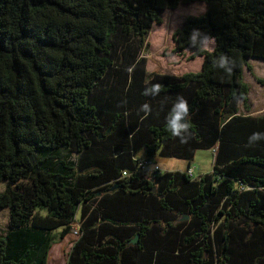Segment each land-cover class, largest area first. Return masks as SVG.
Instances as JSON below:
<instances>
[{
    "label": "trees",
    "instance_id": "obj_1",
    "mask_svg": "<svg viewBox=\"0 0 264 264\" xmlns=\"http://www.w3.org/2000/svg\"><path fill=\"white\" fill-rule=\"evenodd\" d=\"M197 3L206 11L186 18L173 53L201 68L150 71L154 25ZM253 57L264 59V0H0V264H49L75 229L66 264H264ZM181 98L188 126L173 136ZM208 149L213 168L196 174ZM158 155L189 164L162 171Z\"/></svg>",
    "mask_w": 264,
    "mask_h": 264
},
{
    "label": "rangeland",
    "instance_id": "obj_2",
    "mask_svg": "<svg viewBox=\"0 0 264 264\" xmlns=\"http://www.w3.org/2000/svg\"><path fill=\"white\" fill-rule=\"evenodd\" d=\"M206 11L205 5L192 4L191 6H181L175 10H167L163 14L162 23H156L150 33L148 46L144 51L148 58V68L150 71H161L170 74H181L188 71H197L201 68L203 58L190 57V53L176 55L173 53L175 48V32L182 27L186 18L190 14H202ZM214 41H207L206 49L212 50ZM250 67L245 66V80L250 85L251 95L249 105L253 114L264 113V59L251 58ZM213 153L211 149L198 150L192 164L196 167V174L200 172H208L213 168ZM162 171L168 170H186L188 161L177 158H165L156 156ZM153 168V166H152ZM152 170V169H151ZM6 188V183L0 184V192ZM9 217L8 208H0V230L7 229ZM78 230V229H75ZM75 230L69 235L68 239L57 242L52 248L49 264H66L67 247L74 242L76 235ZM56 238H59L61 228L56 230ZM55 235V234H54ZM59 240V239H58ZM59 257L61 262H56L55 258Z\"/></svg>",
    "mask_w": 264,
    "mask_h": 264
},
{
    "label": "clouds",
    "instance_id": "obj_3",
    "mask_svg": "<svg viewBox=\"0 0 264 264\" xmlns=\"http://www.w3.org/2000/svg\"><path fill=\"white\" fill-rule=\"evenodd\" d=\"M221 66H223V62L221 63ZM159 85H153L151 89V93L155 95L159 91ZM145 94H148V91L145 90ZM146 110L148 108L147 105L143 106ZM188 113V105L187 103L181 98L172 108L171 111V119H167L166 127L171 132L173 136H180L182 130H185L187 128L186 123H181V118ZM258 138V134H253L252 139Z\"/></svg>",
    "mask_w": 264,
    "mask_h": 264
},
{
    "label": "built area",
    "instance_id": "obj_4",
    "mask_svg": "<svg viewBox=\"0 0 264 264\" xmlns=\"http://www.w3.org/2000/svg\"><path fill=\"white\" fill-rule=\"evenodd\" d=\"M152 166H153V169H158L159 168V166L153 165V164H151V162L148 161V162L144 163V165L142 166V169L146 170L148 167H150V169H151ZM75 233L78 234V230H75Z\"/></svg>",
    "mask_w": 264,
    "mask_h": 264
},
{
    "label": "water",
    "instance_id": "obj_5",
    "mask_svg": "<svg viewBox=\"0 0 264 264\" xmlns=\"http://www.w3.org/2000/svg\"><path fill=\"white\" fill-rule=\"evenodd\" d=\"M180 122H181V123L184 122V116L181 118V121H180ZM154 190L156 191V189H154ZM137 240H138V237L132 239L131 242L135 243Z\"/></svg>",
    "mask_w": 264,
    "mask_h": 264
},
{
    "label": "crops",
    "instance_id": "obj_6",
    "mask_svg": "<svg viewBox=\"0 0 264 264\" xmlns=\"http://www.w3.org/2000/svg\"><path fill=\"white\" fill-rule=\"evenodd\" d=\"M68 242H70V241H68Z\"/></svg>",
    "mask_w": 264,
    "mask_h": 264
}]
</instances>
